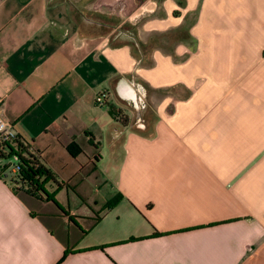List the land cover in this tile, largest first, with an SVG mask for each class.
<instances>
[{"label": "crops", "instance_id": "obj_1", "mask_svg": "<svg viewBox=\"0 0 264 264\" xmlns=\"http://www.w3.org/2000/svg\"><path fill=\"white\" fill-rule=\"evenodd\" d=\"M157 3L170 52L89 34ZM0 116L64 184L0 170V264H264V0H0Z\"/></svg>", "mask_w": 264, "mask_h": 264}, {"label": "trees", "instance_id": "obj_2", "mask_svg": "<svg viewBox=\"0 0 264 264\" xmlns=\"http://www.w3.org/2000/svg\"><path fill=\"white\" fill-rule=\"evenodd\" d=\"M130 36L122 31L116 32L112 35L113 45L118 46L124 43H131L136 49L139 47V44ZM104 103L107 105L110 115L116 121L122 125L127 124L128 118L119 108L108 102ZM67 150L72 156H76L81 151V148L73 141L67 146ZM14 155L17 157V160L13 161L11 164L3 165L0 170L5 172V169L10 165L15 167V171L11 172L10 179L8 180L15 192H24L37 199L50 200V195L45 190V184L52 183L56 188L64 186L57 176L41 160L39 153L33 150L20 136L15 135L14 137L8 138L0 136V159L8 160L13 158ZM121 198L122 195L119 193L114 195L111 199L106 201L105 209L114 207L119 203ZM64 257L65 255L63 258Z\"/></svg>", "mask_w": 264, "mask_h": 264}, {"label": "rangeland", "instance_id": "obj_3", "mask_svg": "<svg viewBox=\"0 0 264 264\" xmlns=\"http://www.w3.org/2000/svg\"><path fill=\"white\" fill-rule=\"evenodd\" d=\"M144 8L142 13L144 12L145 15H142L139 18L138 17L140 15L139 14L136 19L135 18L131 19L132 22L129 21V19L118 20L113 17H106V21L104 22V24H102L100 27H95V29L90 30L89 34L90 35H97L99 33L109 34V36L112 39V35H114L116 32L119 31H122L123 33H127L128 36L134 33L135 35L133 34L130 37L133 38L137 44H139V47L134 49L135 54H137L140 57H144L145 59L148 57V54L151 52V50H153L155 47H158L159 49H162L165 52H170L175 47L179 38L181 37L187 38V36L184 34L185 32L184 29L186 28L187 25L183 27H170L166 31L147 29L146 27V23L148 21L147 19L153 16L160 15L163 10V5L162 3H157V6L155 7L156 11L154 12H150L149 9H144ZM177 11L178 9H175V12ZM141 31L142 32L144 31V33H141ZM12 162H13L12 158L8 160L0 159V167L6 164H11ZM51 171L55 173L53 170ZM5 173H6V178L9 180L11 174L10 166L5 169ZM49 187H51V185L46 184L45 189L48 190Z\"/></svg>", "mask_w": 264, "mask_h": 264}, {"label": "built area", "instance_id": "obj_4", "mask_svg": "<svg viewBox=\"0 0 264 264\" xmlns=\"http://www.w3.org/2000/svg\"><path fill=\"white\" fill-rule=\"evenodd\" d=\"M104 100V96H97L96 97V101L98 103L103 102ZM16 134L9 128L7 122L0 116V136L4 137V138H8V137H14ZM13 161L17 160V157L14 155L12 158ZM11 167V172L15 171V167H13L12 165H10ZM1 168V167H0Z\"/></svg>", "mask_w": 264, "mask_h": 264}]
</instances>
